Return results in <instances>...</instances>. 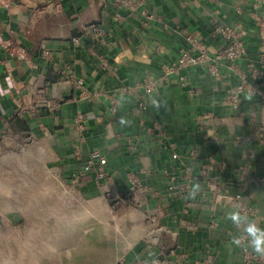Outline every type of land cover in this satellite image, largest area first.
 <instances>
[{
    "label": "crops",
    "instance_id": "1",
    "mask_svg": "<svg viewBox=\"0 0 264 264\" xmlns=\"http://www.w3.org/2000/svg\"><path fill=\"white\" fill-rule=\"evenodd\" d=\"M148 10L155 18L120 11L100 0H0V155L10 146L24 142L34 147L42 139L55 151L57 172L69 183L82 173L90 154L99 151L108 158L109 189L114 193L128 189V172L139 173L149 195L137 207L125 203L117 210L130 213L136 232L126 241L119 264H207L211 253H216L213 264H245L244 248L231 242L238 232L225 219L228 208L210 201L170 203L166 190L172 177H182L189 168L195 183L202 181L193 165L194 153L222 179H237L241 167L248 165L245 147L236 139L246 126L263 121L264 106L259 95L249 93L242 95L238 109L225 107L223 100L249 84H262L264 92V0H149ZM94 24L105 28L107 38L92 49L91 42L80 37L84 27ZM237 24L246 33V55L234 70L226 63L221 77L215 78L206 65L197 66L188 72L186 88L178 75L162 81L163 66L189 48L187 35L215 55L224 46L212 36L215 28ZM74 38H80L78 44ZM44 50L52 59L43 57ZM149 79L159 80L156 92L135 89ZM78 80L84 83L82 90L76 89ZM196 88L200 92L189 95L188 90ZM124 89L133 91L126 94ZM110 96L121 100L116 114ZM154 99L163 107H155ZM51 101L57 102L56 110L49 109ZM23 107L39 113H23ZM206 114L211 119L201 133L198 121ZM122 117L129 123L121 125ZM128 141H136V154L127 150ZM250 166V175L260 177L261 184H251L248 190L254 210L249 216L264 227V148ZM77 183L85 199H104L107 188L93 175ZM153 216L156 225L140 224ZM155 226L158 229L151 231ZM108 264H118V259Z\"/></svg>",
    "mask_w": 264,
    "mask_h": 264
},
{
    "label": "rangeland",
    "instance_id": "2",
    "mask_svg": "<svg viewBox=\"0 0 264 264\" xmlns=\"http://www.w3.org/2000/svg\"><path fill=\"white\" fill-rule=\"evenodd\" d=\"M32 145L0 155V264H119L136 234L130 213L117 211L126 204L115 207L108 193L80 196L76 179L65 182L57 172L55 151L42 139ZM154 217L139 222L156 225Z\"/></svg>",
    "mask_w": 264,
    "mask_h": 264
},
{
    "label": "built area",
    "instance_id": "3",
    "mask_svg": "<svg viewBox=\"0 0 264 264\" xmlns=\"http://www.w3.org/2000/svg\"><path fill=\"white\" fill-rule=\"evenodd\" d=\"M102 3L112 5L117 10H128L131 14L139 12L141 16L148 19L155 18L154 15L149 13L148 4L149 0H100ZM119 20L122 17L118 16ZM261 28L264 29V21H261ZM214 38H220L224 43L223 48L215 55H212L209 49L199 40L191 35L185 37L189 48H183L180 50L178 59L170 64L163 66L162 69V81L168 82L173 75L179 76L180 85L185 87L188 84L187 75L193 68L206 65L208 72L215 78L221 77V68L226 63L231 64V69L234 70L236 62L241 60L246 55L245 36L246 33L241 24H237L234 27L226 25H218L212 33ZM80 38H85L91 42V48H97L98 46L106 43L107 33L102 25H88L83 28V32ZM80 38H74L75 44L79 43ZM262 49L264 53V38L262 43ZM43 57L45 59H52L51 52L49 50L43 51ZM105 66V65H104ZM106 67V66H105ZM253 73L256 77H261L257 69H253ZM245 78V76H244ZM260 83L246 85L245 87H238L228 94L224 100L223 105L232 109H238L241 104V97L244 93L251 95H259L261 103L264 106V92L261 90ZM159 87V80H144L135 86V89L142 90L146 94H152L156 92ZM84 83L82 80H78L76 83V89L82 90ZM133 89H124L126 94L132 93ZM199 93L200 89L188 90L189 95ZM110 107L113 114H116L121 106V100L119 98L109 97ZM49 109L56 110L58 107L57 102L51 101L48 105ZM23 113L38 114L37 109H31L28 107L22 108ZM210 115H202L198 124L200 126L201 133L205 130V121L210 120ZM0 135H4V131L0 130ZM204 139H208L206 136ZM127 150L136 154L138 152L136 141H128ZM236 144L244 148L243 159L248 163L246 166L241 167L238 178H220L216 175H212L213 168L205 164L204 159L198 154L192 155L197 168H199V175L202 178L200 183H195L193 179V170L189 168L185 171L182 177H172L171 183L166 190V196L171 203L176 199L184 200L186 203H202L204 201H210L214 206L224 205L229 210L236 205H239L243 210L251 215L254 210L250 207L248 199V190L250 185L259 186L261 184L260 177H252L249 173L251 162L257 157L259 150L264 148V119L258 125L246 126L245 134L239 135L236 139ZM174 158H179L178 154L173 155ZM108 158L99 151H94L90 154L88 160L85 162L83 171L75 176L76 183L81 177L87 175H93L94 179L107 188L106 193L108 196H115L119 201L115 204V207L122 206L125 203H129L131 206H139L147 196L149 195L148 188L142 182L140 174L136 172H128V189L125 191H119L117 193L112 192L109 187L112 182V175L107 170ZM149 174L151 172H143ZM195 185H199L200 191L196 195L195 199H191L188 196L189 190ZM105 193V194H106ZM187 210H184L186 213ZM167 217L164 218L166 221ZM216 223H212L214 227ZM216 258V253H211L205 260L207 264H213ZM243 258L245 264H258L262 262L257 256H255L250 250L243 249ZM146 264V263H143Z\"/></svg>",
    "mask_w": 264,
    "mask_h": 264
},
{
    "label": "clouds",
    "instance_id": "4",
    "mask_svg": "<svg viewBox=\"0 0 264 264\" xmlns=\"http://www.w3.org/2000/svg\"><path fill=\"white\" fill-rule=\"evenodd\" d=\"M153 105L157 108L163 107L162 102L153 100ZM121 125L129 123L125 118H121ZM199 185H195L189 190L188 196L195 199L199 193ZM225 219L231 223L238 235L232 239L236 246H242L245 250H250L259 259L264 260V227L259 226L255 219L251 218L241 206L236 205L226 213ZM152 264H160L159 260H153Z\"/></svg>",
    "mask_w": 264,
    "mask_h": 264
}]
</instances>
